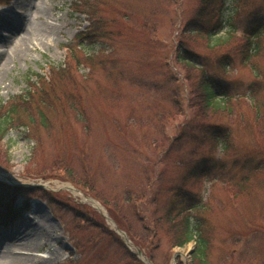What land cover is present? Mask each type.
Returning <instances> with one entry per match:
<instances>
[{
    "label": "rangeland",
    "instance_id": "1",
    "mask_svg": "<svg viewBox=\"0 0 264 264\" xmlns=\"http://www.w3.org/2000/svg\"><path fill=\"white\" fill-rule=\"evenodd\" d=\"M81 1L95 7L101 27L90 46L77 39L89 24L87 14L77 12L80 0L0 5V36L6 38L0 42V58L34 39L28 54L0 68L1 105L24 92L26 77L56 81L43 87L51 98L40 94L53 105L46 114L47 128L16 127L0 140V190L14 189L12 207L19 213L15 218L0 210V237L44 216L54 232L35 255L50 256L48 264H146L129 253L115 227L143 233L150 215L153 228V204L134 199L160 178L154 195L164 201L169 182L188 179L192 163L218 155L210 139L201 144L190 139L202 127L191 123L187 106L190 79L200 71L187 72L176 63L181 43L210 64L206 69L213 77H220V56L230 61L216 82L229 90L230 109L210 112L207 121L229 132V151L220 160L229 174L215 175L230 184L204 176L181 184L205 202L199 216L209 237V264H264V31L256 38L260 50L250 63L243 60L241 47L248 37L244 30L264 26V0H227L226 9H238L239 31L229 41L223 32L214 47L215 39L184 30L202 0ZM48 26L54 31L46 37ZM203 27L208 28L207 22ZM92 49L102 65L84 61ZM69 67L68 73L54 74ZM179 144L183 155L174 154ZM247 160L253 165L242 169ZM157 235L149 263L192 264L195 242L170 248L168 230Z\"/></svg>",
    "mask_w": 264,
    "mask_h": 264
},
{
    "label": "trees",
    "instance_id": "2",
    "mask_svg": "<svg viewBox=\"0 0 264 264\" xmlns=\"http://www.w3.org/2000/svg\"><path fill=\"white\" fill-rule=\"evenodd\" d=\"M10 2L11 0H0L1 5H9ZM226 3L227 0H202L201 10L197 12L195 18L191 20L190 25L184 28V30L192 31L193 33H202L207 36L208 39H215L213 47L221 43L220 41H222V39L219 35L223 32L226 34V41L233 39L235 33L239 31V27L236 24L238 9L236 7L232 10L226 9ZM84 4L88 5L87 10L83 8ZM77 7H79L77 12L87 14L89 20L87 30L82 31L81 34L77 35V39L89 41V46L93 45L90 42L93 39V32L97 33V36H100L101 34V27H99L97 23L95 7L88 3V1H84L83 3L81 0L77 3ZM91 18L96 19L94 24V19ZM206 22L208 26L207 29L203 27ZM263 31V25H260L255 32L247 30L243 31L248 35L246 43L241 46L244 49L243 60L246 63H250L253 57L258 54L260 47L258 44H255V42L256 38L261 36ZM207 42L209 44L208 40ZM94 52V49L85 52V56L83 57L84 61L91 64L102 65L100 61L96 62L94 59ZM196 56V54L181 46V43H178L177 54L175 56L176 63L181 65L187 72H190L191 70L200 71L199 77H196L195 79L190 77L192 84L188 85V96H190V100L188 101L187 106L188 109H192L190 113V116L192 117L191 123L195 125L201 124L202 127L200 128L199 135L193 134L190 139L195 144H201L202 140L205 141L210 139L209 141L216 143L218 155L213 154V158L209 157L200 162L192 163L191 166L193 165V167H190V177L188 179H183L182 182L180 180L179 183L177 181L169 182V188L164 193L166 197L164 201H161L154 195V187L162 184L160 178L155 181L156 184H152L148 188L147 193L145 192L143 197H139L138 201H136L137 199H134L135 203L141 202L142 204L145 203L147 206L153 204L154 212L151 213V216H153L155 226L153 228L148 226L149 215L146 218V224L142 220L144 223L142 225L143 233H132L129 229L125 232L131 241H133V243L139 248L143 249L151 260L154 250H152V245L153 241L158 237L157 232H159V230H168L171 234L170 248L184 247L189 242H195V248L191 254L192 264H209V237L205 233L203 220L199 216L205 208V202H203L202 198H197L195 195L185 191L184 186L181 184H184L187 180L198 179L201 176L209 177L211 181L221 180L225 184H230L220 176L223 175L224 177H227L226 174H229V170H226L227 165L220 162L222 156L225 160V156L229 151V132L220 126H216L215 124L209 126L207 123L210 118V112L230 109L228 106V103L231 100V96L228 95L229 90L226 88H218L219 84H216V82L219 83V78L225 76L228 72L230 61L226 56H220V59L217 60V65L220 69V77L215 76V78L211 76L206 69L210 68V64L204 63L201 56ZM53 70L54 69H51V71ZM67 70H70V67L61 72L57 71L54 74L62 75L68 73ZM30 80V77H26L27 88L23 93L11 99L6 105H1L0 102V140L8 134L10 129L16 127L22 130H25V128L28 129V127L31 128V130L47 128L46 120L48 116H46V114L51 111L53 105L48 103V99L40 96V94L45 92L47 97L51 98L49 91L44 88H47L49 84H54L56 81L52 80L47 83L41 80L39 76H36L35 81L31 80V82ZM215 84L217 85V88ZM23 122L27 125H24ZM194 147L195 149H198L197 145H194ZM175 149L176 153L174 154L183 155L185 153V148L182 144H179ZM195 149H192L191 153H194ZM168 151H173L171 146ZM181 164H184V167L189 166V163L181 162L179 165ZM217 165H219V167ZM246 165L252 166L253 163L251 160H247L242 169H245ZM217 172H219L220 175L216 176L215 174ZM244 182H246V179L243 183ZM16 197L17 193L10 187L9 189L0 190V210L3 209L5 211L4 213L12 215L15 213V218L18 216V213L13 209L12 203Z\"/></svg>",
    "mask_w": 264,
    "mask_h": 264
},
{
    "label": "bare ground",
    "instance_id": "3",
    "mask_svg": "<svg viewBox=\"0 0 264 264\" xmlns=\"http://www.w3.org/2000/svg\"><path fill=\"white\" fill-rule=\"evenodd\" d=\"M1 27L4 30L8 29V25H2ZM9 28L12 29L11 25H9ZM52 31H54V27L48 26V29L44 31L46 37ZM32 39L29 38L23 42L19 49H16L17 46L13 48L14 51H11L10 55L0 58V68H6L15 57L21 58L28 54L34 46V39ZM5 40V36H0V42ZM38 40L40 41V38ZM41 217V220L36 218L35 221L28 220L24 222V229L0 237V264H48L51 262L50 256L49 258H39L35 255L36 252L45 247L46 242L44 239L50 237L54 232L51 220L44 216ZM51 256H55V253H52ZM181 256L185 257L184 255Z\"/></svg>",
    "mask_w": 264,
    "mask_h": 264
}]
</instances>
